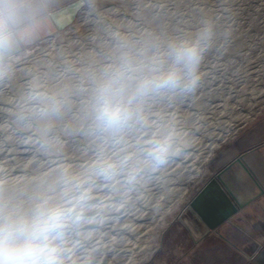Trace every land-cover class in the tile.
<instances>
[{
	"label": "rangeland",
	"instance_id": "obj_1",
	"mask_svg": "<svg viewBox=\"0 0 264 264\" xmlns=\"http://www.w3.org/2000/svg\"><path fill=\"white\" fill-rule=\"evenodd\" d=\"M78 16L0 80V205L28 209L49 199L67 207L60 240L68 264H135L221 148L264 112V0H87ZM203 21L214 40L196 90L154 99L119 130H100L76 109L48 127L44 102L25 99L30 74L51 86L66 59L107 64L121 37L140 41ZM167 136L175 146L195 143L189 156L159 165L151 146ZM199 247L176 264H198L189 257Z\"/></svg>",
	"mask_w": 264,
	"mask_h": 264
},
{
	"label": "clouds",
	"instance_id": "obj_2",
	"mask_svg": "<svg viewBox=\"0 0 264 264\" xmlns=\"http://www.w3.org/2000/svg\"><path fill=\"white\" fill-rule=\"evenodd\" d=\"M86 2L55 9L51 0H0V80L13 76L20 60L40 40L71 23L74 12ZM213 40L208 21L195 28L149 33L140 41L121 37L107 64L80 66L77 60L66 59L51 86L39 74H30L25 99L44 102L48 127L76 109L100 130H119L154 99L193 93ZM194 143L175 146L167 136L152 144L153 159L164 165L182 152L187 157ZM69 216L67 207L49 199L28 209L0 205V264H68L60 236Z\"/></svg>",
	"mask_w": 264,
	"mask_h": 264
},
{
	"label": "water",
	"instance_id": "obj_3",
	"mask_svg": "<svg viewBox=\"0 0 264 264\" xmlns=\"http://www.w3.org/2000/svg\"><path fill=\"white\" fill-rule=\"evenodd\" d=\"M77 2L51 0V6L71 9ZM81 7L71 23L40 41L66 31L79 17ZM262 151L264 141L240 152L214 172L166 223L146 259L135 264H176L206 238L223 240L251 259L264 245V210L259 204L264 182L254 170H258L256 154Z\"/></svg>",
	"mask_w": 264,
	"mask_h": 264
},
{
	"label": "crops",
	"instance_id": "obj_4",
	"mask_svg": "<svg viewBox=\"0 0 264 264\" xmlns=\"http://www.w3.org/2000/svg\"><path fill=\"white\" fill-rule=\"evenodd\" d=\"M263 141L264 112L248 128L238 133L221 148L219 154L211 162L208 171L204 173V177L194 193L210 178L213 172L221 168L234 156ZM255 158V164L258 170L256 168L254 170L259 177H263L264 182V151L258 152ZM259 204L264 210V196L260 199ZM206 241L204 239L199 244V250L195 251L189 257L190 261L197 260L198 264H264V245L251 259H248L223 240L218 239L214 242Z\"/></svg>",
	"mask_w": 264,
	"mask_h": 264
},
{
	"label": "bare ground",
	"instance_id": "obj_5",
	"mask_svg": "<svg viewBox=\"0 0 264 264\" xmlns=\"http://www.w3.org/2000/svg\"><path fill=\"white\" fill-rule=\"evenodd\" d=\"M49 43V44H48ZM52 44V42L48 41L47 42V46H50ZM26 56H24L23 58H25Z\"/></svg>",
	"mask_w": 264,
	"mask_h": 264
}]
</instances>
